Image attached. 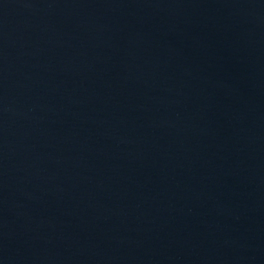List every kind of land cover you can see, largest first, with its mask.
I'll return each instance as SVG.
<instances>
[{
    "label": "water",
    "instance_id": "water-1",
    "mask_svg": "<svg viewBox=\"0 0 264 264\" xmlns=\"http://www.w3.org/2000/svg\"><path fill=\"white\" fill-rule=\"evenodd\" d=\"M0 264H264V0H0Z\"/></svg>",
    "mask_w": 264,
    "mask_h": 264
}]
</instances>
